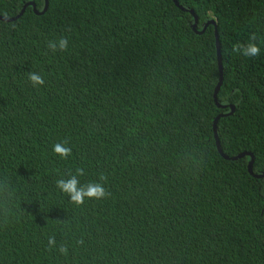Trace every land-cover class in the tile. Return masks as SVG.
I'll return each instance as SVG.
<instances>
[{
    "label": "trees",
    "instance_id": "1",
    "mask_svg": "<svg viewBox=\"0 0 264 264\" xmlns=\"http://www.w3.org/2000/svg\"><path fill=\"white\" fill-rule=\"evenodd\" d=\"M30 2L0 0L25 5L0 19V264H264V0ZM188 10L215 22L224 107ZM252 32L260 55L233 54ZM77 168L108 195L71 203L56 181Z\"/></svg>",
    "mask_w": 264,
    "mask_h": 264
},
{
    "label": "clouds",
    "instance_id": "2",
    "mask_svg": "<svg viewBox=\"0 0 264 264\" xmlns=\"http://www.w3.org/2000/svg\"><path fill=\"white\" fill-rule=\"evenodd\" d=\"M69 47L67 37L61 36L57 39H50L47 41V48L52 53L66 52ZM231 52L238 56L245 58H255L261 53L259 44L257 43V34L252 32L249 34L246 42L237 41L231 45ZM28 81L34 88L42 87L45 83L43 75L30 72L28 73ZM53 154L62 160H67L72 155V149L68 146L67 141H61L52 145ZM84 175L82 168H77L75 173H67V178L61 177L56 181V187L61 193L65 194L71 203L79 206L85 203L86 200H100L105 198L108 193L105 189L104 181L106 178L101 176L96 181H89L81 183L79 177ZM56 240L54 236H49L48 245L50 248L56 247ZM83 240H78L77 244H82ZM61 254L67 252V248L61 245L58 248Z\"/></svg>",
    "mask_w": 264,
    "mask_h": 264
},
{
    "label": "water",
    "instance_id": "3",
    "mask_svg": "<svg viewBox=\"0 0 264 264\" xmlns=\"http://www.w3.org/2000/svg\"><path fill=\"white\" fill-rule=\"evenodd\" d=\"M172 1H173V3H174L176 6H178V7L181 8V9H184L183 7H181V6L178 4L177 0H172ZM28 4H29V3H28ZM30 5L32 6V9H33V11H34L35 13H42V12L46 9V6H47V0H44V5H43V7H42V9H41L40 11H37V10L35 9L33 3L30 2ZM24 7H25V5L20 9V11H19V13H18L17 15H15V16H13V17H8V18L1 17V16H0V19H1V20H5V21L11 20V19L17 17L18 15H20V14L22 13ZM188 12H189V13L192 15V17H193V23H192V26H191V27H192V29H193L194 31L201 32V31L203 30L204 26H205L207 23H211V24L213 25L214 38H215V47H216V57H217V69H218V79H217V83H216V85H215V87H214V90H213V99H214V102H215V104L217 105V107H220V108H221V107H224V105H220V104H218L217 101H216V93H217V90H218V88H219V86H220L221 79H222V66H221L220 57H219L218 40H217V33H216L215 22H214L213 19H209V20L203 25L202 29H200V30H195V26H196V22H197V20H196V16H195V14L193 13L192 10H188ZM230 109L232 110V107H231ZM231 110H230V111H231ZM230 111H229V112H230ZM220 115H223V114H220ZM220 115H217V116L215 117V119L213 120V125H212V128H213V136H214V140H215V146H216L217 150L219 151V153L221 154L222 157H224V158H226V159H236V158L242 156L243 153L237 154V155H235V156H227V155H225V154H223V153L221 152V149H220V147H219V142H218V138H217L216 125H215V123H216V120H217L218 116H220ZM251 160H252V159H250V160L248 161V163H247V169H248L249 172H251ZM257 176H259V177H260V176H264V174H260V175H257Z\"/></svg>",
    "mask_w": 264,
    "mask_h": 264
}]
</instances>
